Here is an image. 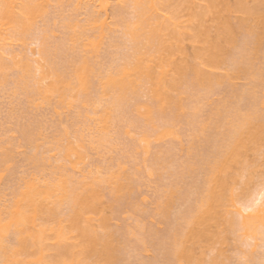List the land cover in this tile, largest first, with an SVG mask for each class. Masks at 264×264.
I'll list each match as a JSON object with an SVG mask.
<instances>
[{"label":"rangeland","instance_id":"374dc122","mask_svg":"<svg viewBox=\"0 0 264 264\" xmlns=\"http://www.w3.org/2000/svg\"><path fill=\"white\" fill-rule=\"evenodd\" d=\"M83 1L47 0L43 10L40 8L41 12L37 9L31 14L29 19L32 25L23 38L17 32L22 28L20 25L2 27L6 38L0 50L3 63L0 74V212L5 215L6 204H11L13 198L30 182H38L42 186L65 178L69 185L80 188L81 181L85 182L89 178L88 181L94 180L96 183L99 197L96 210L89 212L91 217L86 227L98 234H110L112 251L114 256L117 254L115 263L165 264L166 251L173 246L172 235L186 230L194 206L196 208L198 199L206 192L209 164L212 162L205 163L206 166L199 159L207 146L205 141L221 136L231 126L229 116L233 121L235 118L230 115L233 113L231 111L225 114L229 115V120L223 119L225 116L216 118V114L236 101L242 112L256 111L264 129V46L254 50L253 44L248 42L250 37L241 25L247 13L235 8L239 0H187L186 4L184 0L180 3V0H175V4L171 2L168 6L178 7L182 3L174 13H179L177 20L186 28V32L177 44L179 49L174 50V61L183 64L184 68L192 67L193 64L200 67L209 76L210 81L206 83L210 86L213 83L212 89L209 90V87L206 91L204 88V91L196 85L192 68L187 67L190 69L187 70L188 82L181 86L182 90L165 91L186 106L180 109L181 114L176 118L170 112L176 109L177 113V108L173 109L176 106L173 101L169 102L166 117L172 121L168 122L167 133L160 137L157 131L161 123L158 122L163 121L156 120L155 128L139 113L143 108L139 109L138 106L152 102L148 82L140 83L136 94L127 96L125 106L114 112L113 117L103 125L101 115L108 98L100 95L99 80L115 72L122 63L133 60V43L126 33V27L134 20L135 9L130 0L124 3L108 0L105 15L102 13V16L106 17L109 27H106L102 40L93 49V45L91 47L88 44L99 38V29L97 31L96 27L90 26V19L94 16L92 11L96 7L90 4V0ZM242 2L249 8L259 6L257 0ZM168 6L167 9L174 10V7ZM167 9L163 13L160 10L164 20L169 14H174ZM1 18L6 20V17ZM226 24L231 26L241 46H228L229 52H238L243 46L248 52L253 51L251 63L246 62L248 73L232 74L234 70L230 55L227 58L228 53L227 62L224 60L225 63L220 64V67L206 64L207 51L204 47L222 39L221 30ZM170 28L175 29L173 26ZM168 29L163 33L170 35ZM10 33H13L12 36ZM144 42L146 39L142 37V51L145 50L142 46ZM41 48H44V52ZM153 53L148 52L149 55ZM85 58L90 60L91 68L87 104L84 103L83 95H77L78 98L74 95L79 88L74 68ZM149 62L156 69L155 56ZM230 66L231 70L227 68ZM43 72L46 74L44 77ZM173 72L169 69L167 75ZM56 75L69 83L70 88L64 90L67 94L64 99L59 97L57 91L42 93L39 90L54 80ZM78 91L81 92L80 89ZM189 106L197 109H190ZM192 110L195 115H192ZM69 145L74 147L76 153L66 158L64 150ZM223 173L227 181L226 188L222 189L225 191L222 205L217 206V212L207 220L205 234L193 236L185 242L189 258L176 260L174 257L171 264H212L214 259L216 264H264V217L257 220L259 229L263 231V240L246 234L237 225L248 212L244 207L246 203L258 199L260 193L264 192V130L257 142L247 140L237 160L232 161ZM114 175L122 184L119 192L111 184ZM45 200L50 207L60 210L58 218L65 235L58 238L55 234L53 227L57 226V218L46 219L49 215L37 217L36 225L44 224L46 230L40 243L37 241L38 244H31L27 252H20L19 256L17 254L22 260L20 264H55L56 259H61L59 264H64L67 257L58 254L59 242L63 246L70 245L71 251L82 257L83 262L80 264H95L99 259L96 254L80 256L77 229L71 228L67 221L69 203L65 200L55 203L52 198ZM188 209L192 211L191 214ZM231 217L235 220L234 231L228 229L227 220ZM4 239L9 248L13 247V243L17 245L11 230ZM98 247L101 248L102 244H98ZM38 250L42 252V260L37 258Z\"/></svg>","mask_w":264,"mask_h":264},{"label":"bare ground","instance_id":"6f19581e","mask_svg":"<svg viewBox=\"0 0 264 264\" xmlns=\"http://www.w3.org/2000/svg\"><path fill=\"white\" fill-rule=\"evenodd\" d=\"M82 1L83 0H77V3H81ZM90 1H91L90 4H93V6L95 5L96 7L92 11L93 13L92 15H94L93 19L89 18L90 20H92L91 21L92 24H90V26L93 25L94 27H96L97 31L99 29V38L98 40H95L94 42L90 41L89 39L90 42L87 41L86 43L88 44L89 42L90 44L88 45L92 44L93 49H94L99 44V42L102 40L104 36V32H106L105 30H107L106 29V27L108 26L107 20L105 16H102V13H104L107 9L108 0H90ZM118 1L124 3L126 1L128 2L129 0H118ZM130 1H131L130 3L133 4L134 9H135V16H134L135 18L134 20L132 19L133 21H130V23L127 25L126 33L131 37L130 39L132 40V43H133L132 45L133 46V53H132L133 60H131L130 62L126 61L122 63L119 66V68H117L116 71L114 70L115 72H111L110 74H106L100 78L99 80L100 95L101 96L106 95L108 98V101L102 110L101 120L103 121V125H104L108 119L113 117L112 115L114 114V112L121 110L122 107L125 106L124 101L126 100L127 96L136 94L138 85L140 83L142 84V83L148 82L150 83L152 102L150 103L146 102L138 106L139 109L143 108L142 111L139 110V113L142 115V117L147 123L151 124L155 128H157L155 121L156 120L159 121V119H161L163 123L158 122V123H161V128H159L160 130L157 131V134L158 136L159 135L162 136L161 134H165L169 130L168 122L171 119L166 117L168 113L166 112V109L168 107V104H170L169 102L173 101V104L176 106V107H173V109L177 108V111H178V112L176 111L177 113H175L176 109L173 110L174 111L173 113H175L174 115L172 112H170L171 115L176 118L179 117V115L181 114L180 109H183V107L185 108L186 106L182 104L180 100H177L178 98L176 99L174 97H171L167 95L165 92L168 89L175 90V89L180 88V90H182L181 86L184 83L188 82L186 81V79L188 77L187 75L189 74L188 71H190V69L188 70L186 68L187 67L192 68L191 71H193L192 73H194L193 80L197 83L196 85H199L201 88L206 89L210 87L209 88L210 90L212 89L213 83H211V86L209 83L208 84L206 83L208 80L210 81L209 76L200 67L195 66L193 64L192 67L186 66V68H184L183 64H180V63L176 64V62L174 61V58H173V55L175 54L174 50L175 48H178L177 44L180 43V41L183 39L182 35H184V32H186V28L181 26L180 22L177 20L176 16L179 13L175 14L178 11L177 8L182 6V3L179 4L180 6L178 5V7L175 6L176 8L174 6H171L172 8L174 7V10L171 9L173 10L171 11L170 9H167V6L169 4L171 5L172 4L171 2L173 1L175 2V0H130ZM186 1L187 0H184V4H186L185 3ZM46 2L47 0H0V50H2L1 45L3 44L2 47L4 46L3 42L5 41L4 39L6 38V36H4L5 32L3 33L2 31V27L4 28L5 26L7 28H11V27H14L15 24L20 25L22 28L19 29L17 32L19 33V37L23 38L24 35H26L27 31L30 30L29 28H31L32 24H30V21L32 20L29 19L31 14L34 13L35 10L37 11V9L40 11L45 6L44 4ZM174 2L173 4H175ZM180 2L181 0L179 1V3ZM257 2L259 3V6H256L254 8L246 7L244 3L242 2V0H239L235 4L236 9L242 10L247 13V17L241 21V25L242 27L245 28L246 34L250 37L248 39V42L250 44H253L254 50H259L261 46H264L263 45L264 44V0H257ZM209 6H211V4H209ZM163 9L164 11H162ZM166 9L169 10L170 13L175 12L173 15L172 13L171 14L168 13L169 14L168 18L165 17L166 18L165 20L167 21L162 19L160 15V10L163 13L166 11ZM103 15H105V13ZM2 16L6 17L5 21H3L4 19L1 20ZM89 16H91V13ZM171 16L175 17L176 19H171ZM170 26L175 27V29L172 28L171 30L170 28L169 30L168 27ZM166 29H168V31L170 32V35L169 33L164 32L166 36V38L164 39L165 36L163 37V34H164L163 31H165ZM10 34L12 36L13 33H10ZM168 35L170 36L171 39L169 37L167 39ZM142 37L146 39V42H144L142 45L143 47H145L144 51L141 50V45H140ZM196 37H198V35ZM221 37L222 39L204 47L205 51H207L206 64L211 67L224 64L226 61V54L228 53L227 58L230 55L231 63H232L231 66H232V69L234 70L232 71V74L233 73L237 74L238 72L248 73L249 66L246 65V62L251 61L250 59H251V56H253L252 55L253 51L250 50L251 52H248L249 50L247 51L242 45L243 46L242 49H239L238 52H232V51L229 52V49L227 48L228 46L236 45L239 48L241 46H239L240 43L238 44L239 41L236 40L234 36L233 29L228 24H226V26L223 27V29L221 30ZM245 39L244 41L246 42L247 40ZM43 42L44 41L42 40V44H44ZM87 44H84V45L86 46ZM41 49L44 52V48H41ZM149 51L152 53L154 52L155 54L153 53L152 55L151 54L149 55L148 54ZM154 56L156 58V64H155L156 69H153V64L149 62L153 60ZM0 57H1V54H0ZM86 58H89V57L87 56ZM86 58L82 61V63L80 62L81 64H79L77 67L74 68L75 69L74 74L77 76L76 82H79L78 83L79 88H77L76 90L77 92H75L77 94H74V95L76 97L77 95H80V96L83 95L82 98L84 100V103H86V101L88 102L89 100V96L87 95V93L89 94V91L87 90V88L89 86V80H88V77L90 74L89 69H91L89 66L90 60L88 59L89 60L88 61ZM2 64L3 63L0 58V69H1L0 74H1V71L3 70L1 68ZM231 66L227 68H230L231 70ZM169 69L173 70L174 72L172 75L170 74L168 76L167 73L169 72ZM54 73L57 74L56 70L54 71ZM228 73L231 74V71ZM230 74H228L227 77L230 78ZM232 74H231V77H232ZM42 75L44 77L46 75L45 72H43ZM216 81L214 83H216ZM193 84L195 83L193 82ZM66 88H70L69 83L66 82L64 78L60 77L59 75H56V78H54V80L49 82L46 87L40 88V89L38 88V89L41 90L42 93L43 92L53 93L54 91H57L59 97L61 96V98L64 99L65 97H67V94L64 91ZM79 89L81 90V92L78 91ZM184 89L185 87L183 88V90ZM180 90L178 91L175 90V91L179 92ZM206 91H208V89H206ZM104 100H106L105 97H104ZM190 107L191 106H189V108ZM193 108H196V107H193ZM193 108H190V109H193ZM196 109H194V111H196ZM194 111L192 110V113H193L192 115H195ZM230 111L233 112L230 115H233L235 117L233 121V119H231V117L228 115L230 119L229 122H231L232 120L231 124L228 122L229 120L227 118L228 116H225V114H228V112ZM155 112L157 113V116H155ZM216 115H217L216 118L225 116L223 117V119L227 118L228 120L226 119V121L231 126L228 125L229 129L225 131L223 134H221V136H218L217 138H210L209 140L205 141V143L207 142V146L201 152V154L199 153L200 154L199 159L201 160L202 163L204 162L203 165H206L205 163L209 164L210 162H212V164H209L210 166L208 165L210 167V171H209V176L207 179L208 184H207L206 192L203 194V196H201L198 199V204L196 208L194 206L195 209L193 208L192 210L193 211L192 218L187 223L186 230L181 234L174 233L172 235L173 242L171 243H173V246H171L172 248H169L166 251L167 254L165 253L166 254L165 264H171L174 257L176 260L189 258L190 253H188V245L186 246L185 242L193 236H198V235L202 236V234L203 235L205 234L204 226L207 220H209V217L213 216L217 212V206H220L223 203V199L225 196L223 192L225 191H222V189L226 188L225 185L227 181L226 176L223 175L224 174L223 172L226 170V168L230 165L232 161L237 160L242 149L246 146L247 140L255 143L258 140H260V138H262L264 129H263V123L260 120V115L256 111H253V110L242 112L236 101L226 105L225 109L223 111L220 110V112H218V114ZM210 122L214 124V122L212 121ZM145 147L148 148V146H145ZM73 149L74 147L70 145L65 148L64 151H65L66 158L70 157L73 154V152H75ZM212 157H213V160L211 159ZM194 159H195L194 161H196V158ZM88 179H86L85 182H83L84 180L81 181L80 188H78V186H75V185H69L68 184L69 181H67L65 178H61L60 180L56 182L54 181V182L46 183V185H42V186H40V184L38 185V182L37 183L30 182L26 185V187L23 190H21L13 198V201L11 202V204H6L7 209L5 211V215H3L0 212V264H20L22 260L20 257H18L19 253L21 252L23 254L24 251H26L31 244H35L37 241L39 243L41 242L39 240L42 238L47 226L44 224H41V226L40 224L36 225L35 221L37 217H45L46 215H49L51 217L48 216L46 219L57 218L58 220L57 226L53 227L55 229V234L58 238L65 235V229L63 226H61L60 219L58 218L60 210L58 211L57 208L50 207L47 201L45 200L46 198L47 199L52 198L53 200H55V203L56 201H62V200H65L66 202L69 203L70 209L68 210H70V213H69V217L67 221L69 220L68 224L71 226V228L77 229V235H79V238H80L79 242H77V245L80 249V256L82 255L89 256V254H92V255L96 254V258H99V259L95 264H116L115 262L117 259L116 258L117 254H115L114 256V252L112 251V247H111L112 241L110 240V234L109 233H104V234L99 233L98 234V232L96 231L94 232L92 231V229L90 230V229H87L86 227V225L87 226L89 225L88 221L91 217L89 215V212L96 210V207H97L96 203L99 197V189L96 183H94V180L88 181ZM112 183H113V188L116 190V192H119V190L122 188V184L119 181V178L117 176L114 175L112 177L111 184ZM263 197H264V192L262 191V193H260V197L259 196L257 197L258 198L256 199L257 201L254 200V201H250L249 203H246L244 207L248 212L244 214L243 218L237 224L241 229H243V231L246 234H249L254 238H259L262 240L263 238L261 237L263 235L261 234L263 231H261V228L259 229L260 224H258L257 220L260 221V219L264 217V198ZM44 200L46 201L47 204L45 203ZM259 200H262L261 203L258 202ZM166 202H167L166 204H169L168 201ZM189 209H188V213L191 214L192 211L191 210L189 211ZM80 218L82 219V221L80 220ZM79 221L82 224H80ZM83 221L86 222V224L83 225L84 223ZM227 222H228V229L233 230L234 223H235L234 217L229 218ZM53 228H51L52 231H53ZM10 230L15 235L16 240H17V245L15 243L12 244L13 247L14 245H16L14 249H12L13 247L11 245L10 246L12 248H9V246L5 245L4 243V240H5L4 238ZM30 237L31 239L29 240L28 238ZM100 243L102 244L101 248L98 247V244ZM69 246L70 245L63 246V244H61L60 242L58 243V246H57L58 254L65 255V257H67L66 260H68L66 261L64 259L63 263L65 264V262L66 263L68 262V264H80L81 262H83L81 260L82 257H78L76 255L77 253L75 254L73 251H71L72 249L69 248ZM8 248L11 250H9ZM42 257L43 256H42L41 250H38L37 258L42 260ZM60 262H61V259L55 260V264H59ZM216 263L217 262L215 259L212 260V264H216ZM82 264H85V263H82Z\"/></svg>","mask_w":264,"mask_h":264}]
</instances>
